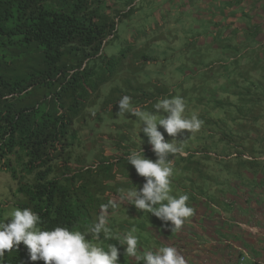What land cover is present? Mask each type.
<instances>
[{"label":"trees","instance_id":"trees-1","mask_svg":"<svg viewBox=\"0 0 264 264\" xmlns=\"http://www.w3.org/2000/svg\"><path fill=\"white\" fill-rule=\"evenodd\" d=\"M175 96L202 125L175 138L158 125L182 147L170 156L171 194L194 209L172 232L122 197L145 182L127 156L141 146L157 159L134 113L167 115L154 105ZM1 172L16 182L12 206L39 214L43 229L85 231L114 202L108 226L135 227L141 252L171 246L186 264H239L244 245L261 258L262 238L238 226L264 227V0H0ZM0 264L44 262L21 242Z\"/></svg>","mask_w":264,"mask_h":264},{"label":"clouds","instance_id":"clouds-1","mask_svg":"<svg viewBox=\"0 0 264 264\" xmlns=\"http://www.w3.org/2000/svg\"><path fill=\"white\" fill-rule=\"evenodd\" d=\"M130 104L131 97H121L117 115L128 112ZM154 109L167 115L143 111L134 114L142 121L140 131L148 137L157 159L153 161L146 158L141 146L139 151L134 150L127 156L128 164L135 168L139 176L145 178V182L142 187L134 185L124 193L122 199L134 205L138 211L156 216L165 224L171 222L172 232L179 231L186 219L194 213V209L187 204V195L171 194L173 168L170 166V156L181 152L182 147L165 142L158 125L175 138L184 130L190 133L199 131L202 121L195 115L190 118L185 116V102L180 96L161 99L154 105ZM110 207L115 208L117 205L114 202L101 205L96 221L85 231L62 226L43 229L39 226V214L30 208H16L11 211L10 220L0 221V257L14 248L18 249L22 242L27 248L29 259L42 260L44 264H120L121 249L115 243L105 246L101 242L103 234L104 239L117 241L123 247L124 257H134L136 264H186L185 258L175 247L160 246L155 251L141 252L138 249L140 238L135 227L122 234H113L108 226L107 213ZM244 262L245 258L242 264Z\"/></svg>","mask_w":264,"mask_h":264},{"label":"rangeland","instance_id":"rangeland-1","mask_svg":"<svg viewBox=\"0 0 264 264\" xmlns=\"http://www.w3.org/2000/svg\"><path fill=\"white\" fill-rule=\"evenodd\" d=\"M123 27V23L119 25V28L121 29ZM179 34V33H178ZM180 35V34H179ZM181 36V35H180ZM117 50L120 49V43L119 41L115 42L113 45H109L105 48V53L109 54L111 50ZM168 81V80H167ZM169 81H171L169 79ZM220 82V81H219ZM16 168V165L13 166ZM8 173L6 172H1L0 173V221H4L9 219L10 220V213L11 211L15 210L16 208L12 206V204H15L17 201H14V198L10 194V192L16 189V182L12 181V179L7 175ZM6 204H9L6 206ZM257 208L256 206L254 207L253 204L249 203L246 207L245 210H250L251 215L254 213L252 211H255ZM245 213V211H243ZM253 217H255L256 222H260V217L257 213L253 214ZM7 222V221H6ZM243 231H247L251 233L252 235L260 236L264 242V227H259L256 224H243L240 223L239 226ZM250 236V235H249ZM254 238V237H253ZM264 249V248H263ZM243 258H245L244 264L248 261L249 264H264V250H260L258 246H256L255 250L258 252L262 251L261 253V258L257 256H253L252 252L248 250V248L244 245H241L239 249H237ZM185 258L186 256L183 255ZM253 258V259H252ZM234 259H236L234 257ZM257 260L256 262L254 260ZM212 261L209 262V260H205L203 264H233V257H226L222 259H217V258H212ZM202 264V263H201ZM235 264V262H234Z\"/></svg>","mask_w":264,"mask_h":264},{"label":"built area","instance_id":"built-area-1","mask_svg":"<svg viewBox=\"0 0 264 264\" xmlns=\"http://www.w3.org/2000/svg\"><path fill=\"white\" fill-rule=\"evenodd\" d=\"M243 261H244V258H241V259L239 260V264H242Z\"/></svg>","mask_w":264,"mask_h":264}]
</instances>
